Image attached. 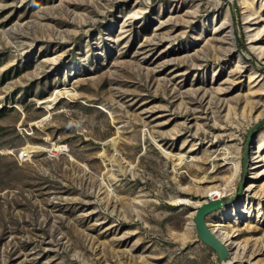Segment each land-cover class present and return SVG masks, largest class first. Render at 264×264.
Returning <instances> with one entry per match:
<instances>
[{"label":"rangeland","instance_id":"1","mask_svg":"<svg viewBox=\"0 0 264 264\" xmlns=\"http://www.w3.org/2000/svg\"><path fill=\"white\" fill-rule=\"evenodd\" d=\"M1 110L0 264H264V0H0Z\"/></svg>","mask_w":264,"mask_h":264},{"label":"water","instance_id":"2","mask_svg":"<svg viewBox=\"0 0 264 264\" xmlns=\"http://www.w3.org/2000/svg\"><path fill=\"white\" fill-rule=\"evenodd\" d=\"M263 126L264 119L254 124L249 129V132L247 134V140L245 144L246 151L243 159V178L239 193L241 192L242 185L246 179V171L249 161V148L252 137ZM237 196L238 195L229 196L223 194V196H219L218 198H210L199 205L194 215V226L196 229L197 236L217 253L222 264H225L226 260L230 256V249L228 248L227 244L216 233V230H214L210 226L208 222V216L211 213L232 204Z\"/></svg>","mask_w":264,"mask_h":264},{"label":"bare ground","instance_id":"3","mask_svg":"<svg viewBox=\"0 0 264 264\" xmlns=\"http://www.w3.org/2000/svg\"><path fill=\"white\" fill-rule=\"evenodd\" d=\"M33 150H35V149H33ZM167 153H168V151H167ZM169 153L171 154V152H169ZM239 169H240V165L239 164H236V174H237V172H238ZM228 190L229 189H227V188H225L223 190L222 189H219V188H213L209 192H210V194L215 195L218 198L219 196H222ZM220 236H221L220 238L223 241L229 240L228 239L229 238V233L227 231L222 232Z\"/></svg>","mask_w":264,"mask_h":264},{"label":"built area","instance_id":"4","mask_svg":"<svg viewBox=\"0 0 264 264\" xmlns=\"http://www.w3.org/2000/svg\"><path fill=\"white\" fill-rule=\"evenodd\" d=\"M23 154H24V152H23V151H21V152H20V157H21V156H23ZM210 198H216V196H215V195H212V194H210Z\"/></svg>","mask_w":264,"mask_h":264},{"label":"trees","instance_id":"5","mask_svg":"<svg viewBox=\"0 0 264 264\" xmlns=\"http://www.w3.org/2000/svg\"><path fill=\"white\" fill-rule=\"evenodd\" d=\"M3 111H5V110H1L0 112H3Z\"/></svg>","mask_w":264,"mask_h":264}]
</instances>
